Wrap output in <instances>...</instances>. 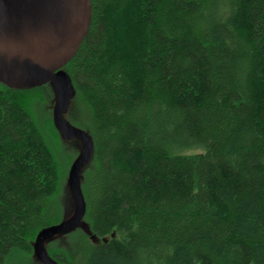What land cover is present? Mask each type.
Instances as JSON below:
<instances>
[{
	"label": "trees",
	"instance_id": "16d2710c",
	"mask_svg": "<svg viewBox=\"0 0 264 264\" xmlns=\"http://www.w3.org/2000/svg\"><path fill=\"white\" fill-rule=\"evenodd\" d=\"M64 67L95 152L59 264H264V0H91ZM50 84L0 82V264L75 210ZM194 151L195 153H190ZM198 151V152H197ZM92 237H95L96 241Z\"/></svg>",
	"mask_w": 264,
	"mask_h": 264
},
{
	"label": "water",
	"instance_id": "95a60500",
	"mask_svg": "<svg viewBox=\"0 0 264 264\" xmlns=\"http://www.w3.org/2000/svg\"><path fill=\"white\" fill-rule=\"evenodd\" d=\"M91 21V0H0V82L20 90L50 84L55 127L66 141L81 143L68 176L75 210L68 219L37 235L34 254L42 264H59L47 251L48 241L87 229L82 174L94 156L95 145L87 131L66 119L76 90L64 67L87 37Z\"/></svg>",
	"mask_w": 264,
	"mask_h": 264
},
{
	"label": "rangeland",
	"instance_id": "374dc122",
	"mask_svg": "<svg viewBox=\"0 0 264 264\" xmlns=\"http://www.w3.org/2000/svg\"><path fill=\"white\" fill-rule=\"evenodd\" d=\"M198 152V151H197ZM190 153H195L194 151H191Z\"/></svg>",
	"mask_w": 264,
	"mask_h": 264
}]
</instances>
